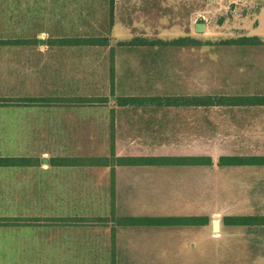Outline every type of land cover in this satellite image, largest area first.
Returning <instances> with one entry per match:
<instances>
[{"label": "rangeland", "instance_id": "1", "mask_svg": "<svg viewBox=\"0 0 264 264\" xmlns=\"http://www.w3.org/2000/svg\"><path fill=\"white\" fill-rule=\"evenodd\" d=\"M108 4L109 0H0L7 16L1 37L44 41L3 50L16 92L11 95L44 101L63 96L71 116L70 138L65 147L56 148L64 154L32 156L46 164L28 174L0 171V217L71 216V227L62 234L37 230L41 247L34 264H264V227L224 225L226 217L264 216V167H217L224 156H264V108L151 112L117 109L115 101L117 96H264V47L217 45L241 37L264 39V0H115L111 32ZM198 24H204L201 33L196 32ZM92 36L108 37L110 45H55L65 38ZM181 37L202 45L119 46L134 38L169 42ZM48 74H54V90L47 88ZM19 99L7 100L12 107L32 104ZM46 103L34 104L39 110L32 113L45 116ZM40 138V147L56 150ZM113 153L207 156L214 166L47 169L56 158H105ZM25 176L44 184L23 193L14 183ZM133 216H204L210 223L203 228L119 227L120 218ZM215 220L220 221L219 232L213 229ZM13 232L0 228V243L17 238ZM5 253L15 252L0 251Z\"/></svg>", "mask_w": 264, "mask_h": 264}, {"label": "trees", "instance_id": "2", "mask_svg": "<svg viewBox=\"0 0 264 264\" xmlns=\"http://www.w3.org/2000/svg\"><path fill=\"white\" fill-rule=\"evenodd\" d=\"M109 17V32L112 31L115 22V0H109L108 4ZM41 43L35 40H7L0 42V47H34ZM56 46L62 48H99L108 47L110 40L108 37H76L65 38L55 42ZM201 42L191 37H181L169 42L163 40L149 41L144 38H134L129 42H120L119 46L135 48V47H178V48H194L201 46ZM206 45L214 46L208 42ZM219 46H240V47H264V39L258 37H241L237 40H226L219 42ZM115 69L114 64L111 67L112 94L115 97ZM107 103V99L102 100ZM117 109H141L151 112L178 109V110H209L214 108H264V96H222V95H207V96H166V97H133V96H117L115 99ZM18 102H30V104H43V99H24ZM42 102V103H40ZM31 160L27 158H0V167H16L24 166ZM37 162L41 163L40 160ZM55 167H70V168H177V167H213L214 161L207 156L194 157H116L113 153L111 157L105 158H56L51 161ZM217 167H264V156H224L220 157L217 162ZM114 181V173H113ZM114 187V183H113ZM113 206L114 203H113ZM114 209V208H113ZM14 226L30 225L25 220L20 219H0V225L10 223ZM49 220L39 219L37 224L48 223ZM71 219L52 220L49 223L55 225H70ZM77 223V221H73ZM210 223L208 217L201 216H173V217H127L120 218L118 225L120 228H203ZM224 225L229 227H264V216H237L226 217ZM117 229V228H115ZM115 232V230H114Z\"/></svg>", "mask_w": 264, "mask_h": 264}, {"label": "crops", "instance_id": "3", "mask_svg": "<svg viewBox=\"0 0 264 264\" xmlns=\"http://www.w3.org/2000/svg\"><path fill=\"white\" fill-rule=\"evenodd\" d=\"M6 9L4 7L0 6V27L6 26ZM7 40H19V39H6L4 37L0 36V42L7 41ZM9 47H0V158H27L31 160L29 163L25 164L24 166H16V167H0V171L2 172H10V171H19V172H27L30 173V171H38L40 170L44 164L43 159L41 163L37 162L39 158L32 157L34 155H45V154H64L65 152L62 150H57L56 148L65 147L64 141H68L70 138V125H71V116L69 112V101L64 100V97L60 98V100L55 101L53 97H48L46 99V108L44 112L46 111L47 114L45 116L38 115L32 113L33 110H39L38 107L33 106L34 104L29 105L28 107H12V104L7 99H16L20 98V100L25 99H38L37 96L28 95L27 97H16L11 94H15L14 87L10 86L9 78L7 76V68L6 67V59H4L2 55L5 56V50ZM17 49L16 47H10V49ZM4 50V51H3ZM20 64V63H19ZM64 65V63H62ZM5 68V69H4ZM50 74H48V81L49 84H47V88H50L51 90H54V84L55 81L54 74L50 77ZM18 77H14V81L17 82ZM51 80V81H50ZM22 81H19V83ZM63 90L64 86H59ZM19 89L22 91L23 87H19ZM23 98V99H22ZM17 105V104H15ZM42 106V107H45ZM15 112V113H13ZM39 131V132H38ZM40 132L46 133L45 135L41 134ZM40 133V135H39ZM46 138L48 147L47 148H55L56 150H44L45 148L40 147L38 142H36L38 139ZM44 140V139H43ZM61 141V142H58ZM38 146H36V145ZM50 145V146H49ZM55 146V147H54ZM43 148V149H42ZM46 148V149H47ZM48 170H68L70 167H55L52 163H48L47 165ZM27 176L23 177V179L20 181L19 177L15 178V185L18 187H22L23 193L25 190H27V187L36 186V189L43 183H37L36 180H33L31 178H26ZM10 179V177H8ZM8 182L5 181L4 185H7ZM46 184V182H45ZM49 185V184H48ZM47 186V184H46ZM44 187V186H42ZM54 187V186H53ZM64 185L62 188L64 189ZM34 192V191H33ZM30 196L32 197V193ZM54 192V191H53ZM64 191H62V194ZM36 194V191H35ZM70 195V194H69ZM68 195V196H69ZM2 196H5L3 194ZM63 202V201H62ZM71 216L65 213H62V215H52V216H31V215H24L21 216H12V217H0L1 218H14V219H20L25 220L30 225H20V226H7V227H0L3 229H14L13 234L17 235L18 237L14 240H11L10 242H6V244L0 243V247H4V252L14 251V255H10L8 253L0 254V261L2 263L6 264V262H17L20 264H34V262L38 259V251L39 247H41L39 244L40 242L37 241L35 235L39 232H37L38 229L42 228L43 232L46 234H54L55 232H61L60 234L64 233L65 230L70 229L71 226L69 225H63V223L60 225H55L53 223H49V221L52 220H64V219H70ZM134 217H147V216H134ZM39 219H45L49 220L48 223L43 224L39 223L37 224L35 221ZM75 228H81V227H75ZM130 229V228H128ZM134 229H157V228H134ZM118 233V232H116ZM49 239H47V243ZM51 241V239H50ZM52 243H54V239L52 240ZM12 247V248H11ZM68 248V247H67ZM18 253V254H17ZM37 264V263H36Z\"/></svg>", "mask_w": 264, "mask_h": 264}, {"label": "water", "instance_id": "4", "mask_svg": "<svg viewBox=\"0 0 264 264\" xmlns=\"http://www.w3.org/2000/svg\"><path fill=\"white\" fill-rule=\"evenodd\" d=\"M204 31V24H198L196 26V32H203ZM42 44H44V41H41ZM213 229L215 232H219L220 230V221L219 220H215L213 222Z\"/></svg>", "mask_w": 264, "mask_h": 264}]
</instances>
